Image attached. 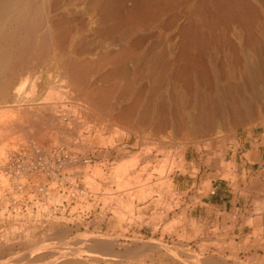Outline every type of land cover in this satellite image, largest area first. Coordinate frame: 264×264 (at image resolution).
I'll return each instance as SVG.
<instances>
[{
	"label": "rangeland",
	"instance_id": "1",
	"mask_svg": "<svg viewBox=\"0 0 264 264\" xmlns=\"http://www.w3.org/2000/svg\"><path fill=\"white\" fill-rule=\"evenodd\" d=\"M18 3L35 25L29 36L18 28L0 40L10 44L9 68L0 71L8 82L0 97V264H264V229L219 234L189 218L187 198L229 178L230 144L264 140V107L178 131L167 109L193 101L174 79L185 51L223 65V80L238 60L256 61L258 40L264 68V0ZM98 26L111 28L108 38ZM122 48L131 52L114 59ZM77 57L83 70L60 82L64 61ZM98 88L109 92L102 105L73 98ZM255 92L264 103V84ZM137 100L144 105L126 118ZM29 144L45 159L29 156L18 175L15 152Z\"/></svg>",
	"mask_w": 264,
	"mask_h": 264
},
{
	"label": "bare ground",
	"instance_id": "2",
	"mask_svg": "<svg viewBox=\"0 0 264 264\" xmlns=\"http://www.w3.org/2000/svg\"><path fill=\"white\" fill-rule=\"evenodd\" d=\"M19 3L18 0H1L0 2V40L1 41L10 40V35L13 34L12 32L14 31V29H18V28H20V30L22 28L25 29L26 30L25 34H27V36L30 35V32L32 33L31 27L35 25L34 12H32L31 8H29L25 4L23 5L21 4V6H19ZM13 20H15L16 22L11 29V26L13 25L12 24ZM55 27L56 26L53 25V31H56ZM8 30L12 34H9ZM96 30L100 31L104 35V38H108L111 33V28H104L103 26L102 27L98 26ZM21 39L23 40V38ZM25 42H27V40L25 41L24 39V43ZM254 42L256 43L257 53L259 55L256 61L255 62H252L250 60L248 61L245 60V58L243 60L240 59L241 61L238 60L237 63L238 66L236 65L235 67L236 70L229 72H228L229 70L228 65L227 67L225 65L224 71L228 73L225 74L223 80L221 79V72H222L221 67L223 65L219 66L213 58L204 59L203 54L200 52L189 53L187 51L181 53L178 56L179 63L175 71L174 79L175 81L182 80L183 82H185V84L188 87H190L193 96V101L191 100L192 103L190 104L188 109H185L184 111L179 110L178 108H173L172 105H168L167 109H168L169 117L170 119H172V126L175 130L178 131L180 129H183L184 126L187 127V122H191V124L195 123L198 125H201L203 123L211 124L216 116L222 115L225 117L226 116L233 117L239 113H243L242 111H251V110L253 111L255 109H260L264 107V103L259 102V100L257 99V94L255 92V87L257 84L258 85L259 83L264 84V68L262 66L263 49L260 47L261 45H259L258 40L256 41L254 40ZM109 43L113 44V40L110 39ZM198 43L200 46H204L206 45L207 41L201 39L200 41H198ZM9 49H10V44L8 45V42L6 45L0 47V56H3V58L0 60L1 72L9 68V63L7 61V56L9 55L8 54ZM130 52L131 50H128L127 52L125 48H122L117 50L112 57L116 59L119 56L125 55L126 53H130ZM82 61L78 57L75 58V60L67 59V61H64V63L62 64L64 71L62 73L59 72L60 77L58 76V74H55L57 75V77H59V81L60 80L62 81L66 77L67 78L71 77V79H76L78 74H80V72L84 68V64ZM48 80L49 78L47 79V81ZM7 83H8L7 81L0 82V97L2 98H5L7 96L8 93ZM201 83L204 85L202 88L200 87ZM108 93L109 92L108 90H106V88L105 89L98 88L95 91L92 90L88 91L84 95H80L79 93L76 92L73 94V98L75 100L81 101L82 103L87 105L88 108V105L91 106L102 105L105 102V99L108 97ZM124 97L127 98V96ZM143 105L144 104L141 100L139 101L137 100L129 104L125 111V117L126 118L130 117L135 113L138 107L140 106L142 107ZM146 111L147 109L145 110L144 113L145 117L147 116ZM9 126L12 129L15 128V125L13 124H10ZM9 126L7 127L8 129L10 128ZM97 242L99 243V241ZM108 245L109 244H104V247H108ZM199 263L209 264L203 261Z\"/></svg>",
	"mask_w": 264,
	"mask_h": 264
},
{
	"label": "crops",
	"instance_id": "3",
	"mask_svg": "<svg viewBox=\"0 0 264 264\" xmlns=\"http://www.w3.org/2000/svg\"><path fill=\"white\" fill-rule=\"evenodd\" d=\"M247 142L228 146L227 160L233 161L229 178L217 176L206 194L187 196L189 218L218 228L219 234H252L264 229V140ZM212 168L221 170L218 161Z\"/></svg>",
	"mask_w": 264,
	"mask_h": 264
},
{
	"label": "built area",
	"instance_id": "4",
	"mask_svg": "<svg viewBox=\"0 0 264 264\" xmlns=\"http://www.w3.org/2000/svg\"><path fill=\"white\" fill-rule=\"evenodd\" d=\"M50 152H52L54 155L58 154V149L57 148H53ZM44 153L45 151L43 150V148H40L39 146L35 145V144H29V145H25L22 146L20 149H18L15 152L14 157L16 158V160H20L19 163L17 164V166H14L15 172L16 174H20V172L22 170H24L26 168V166L28 164H26V159L29 156H32L34 158H39V160H44ZM45 162V161H43ZM45 165V168H47L50 171H54L56 170V166L54 163H43ZM59 165V164H58Z\"/></svg>",
	"mask_w": 264,
	"mask_h": 264
}]
</instances>
